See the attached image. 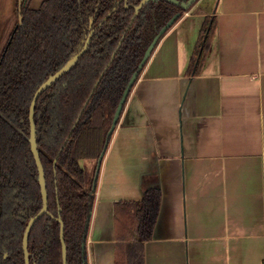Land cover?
I'll return each mask as SVG.
<instances>
[{
    "label": "crops",
    "instance_id": "0c3cea01",
    "mask_svg": "<svg viewBox=\"0 0 264 264\" xmlns=\"http://www.w3.org/2000/svg\"><path fill=\"white\" fill-rule=\"evenodd\" d=\"M20 0H0V59ZM44 0H34L37 9ZM204 61L189 72L205 23ZM83 163L91 174L97 163ZM89 264L135 243L127 203L162 192L146 264H264V0H199L160 40L98 175Z\"/></svg>",
    "mask_w": 264,
    "mask_h": 264
},
{
    "label": "trees",
    "instance_id": "16d2710c",
    "mask_svg": "<svg viewBox=\"0 0 264 264\" xmlns=\"http://www.w3.org/2000/svg\"><path fill=\"white\" fill-rule=\"evenodd\" d=\"M33 1H19L22 22L0 59V264H26L24 235L43 208L30 143L33 98L91 36L86 54L36 105L49 215L35 225L28 245L30 264H64L61 218L68 264H89L86 246L98 162L112 140L118 105L153 39L174 16L180 14L179 21L191 8L150 0L136 15L142 0H44L37 9ZM213 25L203 26L191 75L200 72ZM84 161L97 163L94 174ZM161 204L158 188L148 190L142 201L126 204L133 212L136 242L116 253V264L120 257L123 264H146L145 242L153 237Z\"/></svg>",
    "mask_w": 264,
    "mask_h": 264
},
{
    "label": "water",
    "instance_id": "95a60500",
    "mask_svg": "<svg viewBox=\"0 0 264 264\" xmlns=\"http://www.w3.org/2000/svg\"><path fill=\"white\" fill-rule=\"evenodd\" d=\"M150 0H142L140 5L135 7L136 15L140 12V10L149 2ZM171 2L175 3L176 5H181V7L185 10H189L192 8L196 3H198L199 0H189L188 2H183L180 3L178 0H170ZM181 17L180 14L174 16L165 27L158 33V35L153 39L152 43L146 50V53L144 55V58L142 62L139 65V71L136 72L133 77L131 78L126 90L124 91L123 97L118 105L117 111L115 113L114 119H113V124L111 127V130L109 132V137H111L118 124L120 121V118L122 116V113L124 111L125 105L130 97V94L132 92V89L136 85L139 79V72L143 71L145 68L146 64L152 57V54L154 53L158 43L160 40L168 33V31L176 24L178 19ZM19 22H22V17L19 16ZM91 37V36H90ZM90 37L87 39L84 48L77 53L62 69H60L56 74L52 75L51 77L48 78L46 82H44L40 88L37 90L35 93V96L33 98L31 108H30V122H31V137H30V143H31V149L32 153L34 155L35 161L37 163V167L39 170V182L41 186V192H42V197H43V208L41 212L33 217L26 229L25 235H24V241H23V249L25 253V258H26V264H30V254H29V239L30 235L35 227V225L38 223V221L45 215H49V194H48V189H47V181H46V174H45V169L40 157V152L38 149V142H37V129H36V124H35V110H36V105L40 99V97L53 85H55L60 79H62L67 73H69L75 65L79 62V60L86 54L89 43H90ZM106 154V150L103 152L102 156L99 159L98 162V168H97V173H96V180H98V175L100 172V167L102 165V161L104 159V156ZM59 222L61 223V240H62V245H63V259H64V264H68V250L67 246L65 243V225L64 222L61 218H59Z\"/></svg>",
    "mask_w": 264,
    "mask_h": 264
},
{
    "label": "rangeland",
    "instance_id": "374dc122",
    "mask_svg": "<svg viewBox=\"0 0 264 264\" xmlns=\"http://www.w3.org/2000/svg\"><path fill=\"white\" fill-rule=\"evenodd\" d=\"M211 1V0H210ZM213 1V0H212ZM83 163H89V162H87V161H84ZM118 264H123V258L122 257H120L118 260Z\"/></svg>",
    "mask_w": 264,
    "mask_h": 264
}]
</instances>
